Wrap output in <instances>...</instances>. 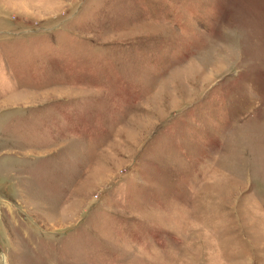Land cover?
I'll return each instance as SVG.
<instances>
[{"label": "rangeland", "instance_id": "1", "mask_svg": "<svg viewBox=\"0 0 264 264\" xmlns=\"http://www.w3.org/2000/svg\"><path fill=\"white\" fill-rule=\"evenodd\" d=\"M0 264H264V0H0Z\"/></svg>", "mask_w": 264, "mask_h": 264}]
</instances>
